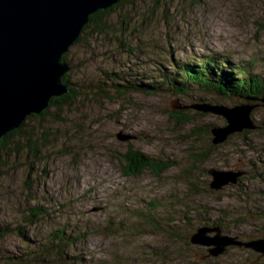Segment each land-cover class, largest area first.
<instances>
[{
    "label": "rangeland",
    "instance_id": "rangeland-1",
    "mask_svg": "<svg viewBox=\"0 0 264 264\" xmlns=\"http://www.w3.org/2000/svg\"><path fill=\"white\" fill-rule=\"evenodd\" d=\"M109 17L105 30L88 29L80 35L79 42L70 46L68 55L74 71L68 73L75 82L93 83L100 71L118 66L140 69L149 65V71H154L149 62L161 58L162 48L172 49L174 56L180 58L222 54L236 62L255 59L256 70L264 72V0H125ZM118 40L135 47V53L121 54ZM88 88L79 90L86 92ZM176 98L188 100L166 94L121 96L111 92L108 98L104 94L83 93L64 108L50 105L45 115H29L23 131L33 140L40 138V148L33 156L29 147L23 148V137L16 134L2 152L0 221L22 222L29 206L47 208V219L30 229L26 227L31 239L42 237L58 223H99L95 230L89 229L92 232L85 240L77 243V251L71 250L81 258L61 264H112L119 259L118 254L127 256L125 260L147 258L143 252L161 244L160 234L135 230L140 219L132 213L145 205L141 200L175 193L183 197L182 202H188V207L194 201L222 208L242 203L232 183L214 189L219 193L204 190L211 187L210 168L243 172L239 177L243 184L262 188L261 192H252L245 204L253 198L264 203V105L251 110L250 116L258 125L251 132L236 131L215 144L211 131L206 132L207 124L223 126L225 118L213 113L199 115L195 123L202 130H193L192 124L176 123L164 111ZM220 102L249 105L241 99L231 102L223 98ZM121 135L126 137L122 139ZM129 145L169 160L173 166L160 177L150 171L126 176L122 154ZM199 157L201 160L196 161ZM188 169L194 171L190 173ZM187 174L191 175L189 179ZM192 180L201 191L197 195L190 191ZM220 197L222 200L217 201ZM166 204L164 208L169 210V203ZM120 221L126 222V228L121 231L119 224L110 231L109 227ZM3 239L1 251L24 245L14 233ZM230 246L217 258L224 256ZM243 254V260L256 262L252 254ZM229 258L216 263L232 264ZM152 261L151 257L147 260Z\"/></svg>",
    "mask_w": 264,
    "mask_h": 264
},
{
    "label": "trees",
    "instance_id": "trees-1",
    "mask_svg": "<svg viewBox=\"0 0 264 264\" xmlns=\"http://www.w3.org/2000/svg\"><path fill=\"white\" fill-rule=\"evenodd\" d=\"M124 1L120 0L107 9H101L93 13L82 33H85L88 29L105 30L107 21L111 18L109 15L112 16V13ZM80 39L81 37L75 43L79 42ZM118 43L121 54L132 55L135 53V47L127 45L124 40H118ZM162 50V52H159L161 58L158 61L151 60L149 62L151 66L155 67L154 71H149V65H145L140 69L129 67L121 69L118 66L112 70L100 71L96 79H93V83L90 84L75 82L70 77V72H67L63 76V82L70 85V91L62 96L53 97L50 105L64 108L80 94H104L109 98L111 92L121 96L127 93L174 95L188 98L186 103L205 101L220 103V100L222 101L224 98L231 102L241 99V102H246L254 108H257L259 104L264 105V72L256 70L254 67L257 65L255 59L236 62L229 56L222 54L180 58L175 57V52L170 48L169 50L162 48ZM63 60L72 67L70 71H74V67L70 64L68 52L63 55ZM84 86L89 87L88 91L82 92L79 90ZM195 96H197V100ZM217 97H220L219 100ZM215 98L217 101H213ZM47 112V110H44L40 114H31L30 117H39ZM168 114L170 119L176 123L192 124L193 130L196 128H198L196 130H202V127L195 123L199 115H203L201 113L178 110L175 112L169 111ZM25 124L24 121L22 126L8 132L0 139V162H2V152L7 149L10 140L16 134L23 137V148L29 147L33 156L37 155L40 148L38 144L40 138H36L37 140L31 139L29 133L23 131ZM207 125L206 132L210 134L213 125ZM245 132H251V129H246ZM122 155L124 161L122 168L126 176H140L143 172L150 171L155 176L160 177L173 166L169 160H165L160 156H151L131 145ZM195 160L199 161L201 157ZM188 170L190 173L194 171L193 169ZM190 176L189 174L186 175L188 179ZM242 181L243 178H239L238 183L233 185L237 189V197L242 200V203L237 206L233 205L232 208H222L220 205L216 207L210 203L198 201H194L188 207V202L186 204L182 202L183 197L175 193H170L169 197L155 196L146 202L139 198L138 201L141 200L145 205L140 209H134L135 212L138 211L139 213H132L140 219L139 223L135 225L138 229L135 227V230L140 233L148 234L150 231L152 234H160L165 241L163 242V239H161V244L151 247L149 252L141 250L144 251L143 255L147 258L139 256L136 261L132 258L125 260L124 257L127 256L118 254L119 259L112 264H137L138 262L145 264H204L205 261L211 263L213 260L211 257L201 258L202 255L206 254L207 249L191 242V235L199 226H207L211 229H218L222 233H230L238 241L243 242H245L244 240H253V238L257 239V237L263 236L264 203H259L253 198L252 202L245 204L251 198L252 192H261L262 188L247 186ZM190 184L193 185L190 188L192 193L195 192L197 195V192H201L194 180ZM204 190H209L211 193L218 192L211 187H206ZM219 200H222L221 197L217 199V201ZM171 202L175 205H172ZM166 203H169V210L164 208L167 205ZM121 209H123L122 205ZM160 209L161 211H159ZM47 217H49L47 208L33 205L29 206L22 222L4 223L0 221V243L4 240L3 236L11 233L17 234L24 242V245L16 247V250H0V262L4 264L75 263L81 258V255L79 253L76 255L71 250L76 249L75 251H77V243L85 240L100 225L89 220H78L77 224H71L67 221V224L63 222L58 223L57 226H52L45 234L43 233L42 237L31 239V234L26 227L30 229V227L36 226V223L47 219ZM125 223L123 221L116 222L114 223L115 227H109V229L115 231L114 228L121 224L119 229L123 231L127 226ZM148 227L151 229H148ZM77 228L79 231L76 230ZM89 229L92 231L89 232ZM124 234L127 233L124 232ZM243 252L252 254L253 259H256L257 254L245 245H231L224 253L225 256H219L218 258L221 260L230 256L233 259L232 264H242L239 258L244 255ZM149 257L153 260L151 263L147 262ZM248 264H251V261Z\"/></svg>",
    "mask_w": 264,
    "mask_h": 264
},
{
    "label": "water",
    "instance_id": "water-1",
    "mask_svg": "<svg viewBox=\"0 0 264 264\" xmlns=\"http://www.w3.org/2000/svg\"><path fill=\"white\" fill-rule=\"evenodd\" d=\"M119 1L0 0V139L22 126L29 115L46 110L53 97L70 91V85L63 82L69 69L63 55L80 37L93 13ZM184 101L176 98L164 111L168 116L169 111L190 110L225 118V125L211 127L215 144L236 131L257 126L250 116L254 108L251 105ZM208 172L212 177L210 186L215 190L236 183L243 174L215 167ZM191 242L207 247L211 256L220 255L230 245H245L264 254V238L238 241L207 226H199Z\"/></svg>",
    "mask_w": 264,
    "mask_h": 264
},
{
    "label": "flooded vegetation",
    "instance_id": "flooded-vegetation-1",
    "mask_svg": "<svg viewBox=\"0 0 264 264\" xmlns=\"http://www.w3.org/2000/svg\"><path fill=\"white\" fill-rule=\"evenodd\" d=\"M222 197V196H221ZM236 223V222H235ZM223 234H226V235H231L230 233H223ZM232 236V235H231ZM257 238H264V236H261V237H257ZM254 239V238H253ZM251 240V239H250ZM201 247H205V246H201ZM206 249H207V247H205ZM224 255V254H223ZM209 256V254H208V249L206 250V254L205 255H202L201 257L203 258V259H205V258H207ZM225 256V255H224ZM209 257H211L212 259H214V264H217L216 262L219 260L218 258H217V256H209ZM231 258H229L228 260L229 261H232V260H230ZM222 260V259H221ZM239 260L241 261V263L242 264H248L249 262H250V259H245V260H243L242 258H239ZM255 261L256 262H252L251 261V264H264V254L262 253V254H257V256H256V259H255ZM233 263V262H232ZM222 264H225V263H222Z\"/></svg>",
    "mask_w": 264,
    "mask_h": 264
},
{
    "label": "bare ground",
    "instance_id": "bare-ground-1",
    "mask_svg": "<svg viewBox=\"0 0 264 264\" xmlns=\"http://www.w3.org/2000/svg\"><path fill=\"white\" fill-rule=\"evenodd\" d=\"M68 65H69V64H68ZM71 68H72V67H70V65H69V69H68V71H70V70H71ZM68 71H67V72H68ZM67 72H66V73H67Z\"/></svg>",
    "mask_w": 264,
    "mask_h": 264
}]
</instances>
